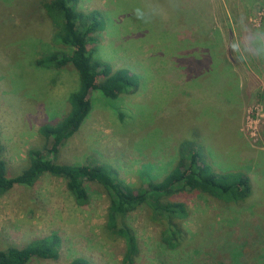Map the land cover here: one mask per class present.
Returning a JSON list of instances; mask_svg holds the SVG:
<instances>
[{
    "label": "rangeland",
    "instance_id": "rangeland-1",
    "mask_svg": "<svg viewBox=\"0 0 264 264\" xmlns=\"http://www.w3.org/2000/svg\"><path fill=\"white\" fill-rule=\"evenodd\" d=\"M28 1L0 0V146L10 174L26 166L29 148L43 144L38 127L67 111L77 84L73 66L34 65L52 49V27L27 18ZM78 8L101 14L94 55L134 73L137 85L115 99L92 90L90 112L55 160L101 165L139 185L158 180L175 163L178 143L190 141L210 171L244 172L252 193L241 206L199 191L177 193L188 211L178 224L196 237L176 249L164 246L163 222L148 207L131 210L125 222L139 242L135 264H246L244 250L225 258L216 247L247 240L264 249V0H79ZM85 185V206L49 173L1 192L0 249L56 233L57 257L28 264L78 257L119 264L123 241L104 233L108 196L98 183Z\"/></svg>",
    "mask_w": 264,
    "mask_h": 264
},
{
    "label": "trees",
    "instance_id": "trees-1",
    "mask_svg": "<svg viewBox=\"0 0 264 264\" xmlns=\"http://www.w3.org/2000/svg\"><path fill=\"white\" fill-rule=\"evenodd\" d=\"M79 0H30L27 18L34 17L51 24V46L35 58L34 65L40 69H61L73 66L77 73L76 87L67 97L68 109L54 122H44L38 127L43 140L41 146L27 150L26 166L16 174H10L2 157L0 146V193L15 186L30 187L43 173L59 176L78 206L89 202L86 182L101 185L109 199L104 233L110 239H120L124 251L119 264H135L140 247L133 229L125 222L127 214L145 205L153 217L161 220L162 242L166 248L176 249L184 238L192 244L195 237L184 235L178 220L188 215L185 201L175 196L183 191H199L227 204L241 206L250 197L252 188L249 177L242 171L212 172L203 162L200 150H194L190 141L178 143L175 163L158 180H147L139 185L118 179L101 165L67 164L55 160L61 146L79 129L92 108L89 94L98 90L102 96L115 99L137 85V76L126 68L113 69L111 65L94 55L91 45L93 34L103 28L101 14L96 10L83 12ZM218 239L217 241H219ZM60 238L56 233L36 236L25 246L0 249V264H28L38 257L55 259ZM229 240L217 244V251L227 258L244 250L246 264H262L259 255L264 249L259 244L244 240L241 245ZM225 253H224V251ZM220 253V252H219ZM227 254V255H226ZM69 264H89L82 258H74ZM264 264V263H263Z\"/></svg>",
    "mask_w": 264,
    "mask_h": 264
}]
</instances>
